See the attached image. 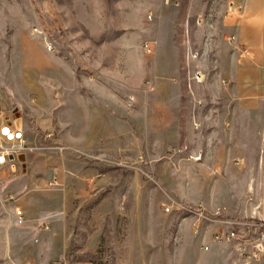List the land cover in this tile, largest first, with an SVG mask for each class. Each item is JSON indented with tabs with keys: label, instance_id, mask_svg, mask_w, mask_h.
<instances>
[{
	"label": "rangeland",
	"instance_id": "374dc122",
	"mask_svg": "<svg viewBox=\"0 0 264 264\" xmlns=\"http://www.w3.org/2000/svg\"><path fill=\"white\" fill-rule=\"evenodd\" d=\"M172 1L0 0V111L33 148L0 167V264H224L212 234L264 222L259 163L244 180L190 159L204 135L174 115L194 107L182 74L216 82L190 31L216 34L234 0Z\"/></svg>",
	"mask_w": 264,
	"mask_h": 264
},
{
	"label": "crops",
	"instance_id": "0c3cea01",
	"mask_svg": "<svg viewBox=\"0 0 264 264\" xmlns=\"http://www.w3.org/2000/svg\"><path fill=\"white\" fill-rule=\"evenodd\" d=\"M230 2L239 9L227 8L216 34L206 29V35L199 34V37L195 29L190 31L195 51L215 53L214 65L208 64L214 68L215 86L209 87L208 81L205 86L203 81L191 82L188 75L182 74L183 86L189 81L192 83L191 96H187L186 89L184 93L186 100L194 101V107L184 110L182 115L180 112L174 115L178 126L190 120L204 135L198 145L191 143L190 146L184 144L183 137L181 153L190 154V159L199 156L198 162L206 160L217 170L225 167L229 170L232 162L241 161L243 168H232L229 174L236 178L245 175L246 180V165L259 163L264 169V0ZM229 36H235V40L229 41ZM227 46L232 51H225ZM218 77L227 80L223 91L219 89ZM205 88L207 93L201 96L199 91ZM202 104L207 108L200 107ZM229 256L236 262L231 251L230 255L216 251L212 260L228 264Z\"/></svg>",
	"mask_w": 264,
	"mask_h": 264
},
{
	"label": "built area",
	"instance_id": "2783aa9c",
	"mask_svg": "<svg viewBox=\"0 0 264 264\" xmlns=\"http://www.w3.org/2000/svg\"><path fill=\"white\" fill-rule=\"evenodd\" d=\"M180 0H173L175 5ZM169 2V0H165ZM228 8L231 11L238 10L230 2ZM201 23L200 16L197 19ZM229 41H234L235 36H229ZM146 51L151 52L148 44L144 45ZM196 56L194 53L193 57ZM200 73L195 74V78H200ZM53 138V135L46 133L42 135L44 142ZM33 153L21 126L9 118L8 115L0 111V167H8L11 172L16 169V164L22 154ZM169 212V209H165ZM17 223H23L21 212L16 211ZM212 243L230 248L231 254L235 257L238 264H264V222H240L237 221L230 228L216 230L211 236ZM208 246H203L202 250L208 251ZM60 264V263H59Z\"/></svg>",
	"mask_w": 264,
	"mask_h": 264
}]
</instances>
